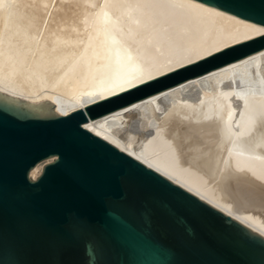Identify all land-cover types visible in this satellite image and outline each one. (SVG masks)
<instances>
[{"label": "bare ground", "instance_id": "6f19581e", "mask_svg": "<svg viewBox=\"0 0 264 264\" xmlns=\"http://www.w3.org/2000/svg\"><path fill=\"white\" fill-rule=\"evenodd\" d=\"M263 32L203 0H0V90L66 114ZM83 124L264 235V47Z\"/></svg>", "mask_w": 264, "mask_h": 264}, {"label": "water", "instance_id": "95a60500", "mask_svg": "<svg viewBox=\"0 0 264 264\" xmlns=\"http://www.w3.org/2000/svg\"><path fill=\"white\" fill-rule=\"evenodd\" d=\"M203 1L264 23V0ZM262 47L264 32L66 114L0 90V264H264L262 233L83 124Z\"/></svg>", "mask_w": 264, "mask_h": 264}]
</instances>
